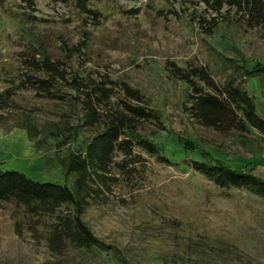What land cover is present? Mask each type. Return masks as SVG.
I'll return each instance as SVG.
<instances>
[{
  "label": "rangeland",
  "instance_id": "374dc122",
  "mask_svg": "<svg viewBox=\"0 0 264 264\" xmlns=\"http://www.w3.org/2000/svg\"><path fill=\"white\" fill-rule=\"evenodd\" d=\"M90 6L101 14L99 26L73 0H0V96L5 98L0 101V170L73 188L75 176L65 177L59 157L92 133L85 129L63 148L50 136L57 125L74 126L77 112L70 90L52 99L37 96L31 87L36 43L60 59L62 41L72 46L84 39L88 47L73 58L72 70L114 81L115 106H144L157 115L139 127L142 137L157 145L160 158L138 146L129 156L117 153L107 186L92 193L84 211L86 224L111 249L70 250L61 263L264 264V198L220 188L191 167L193 161L211 159L264 180V134L252 128L222 134L203 127L188 111L191 91L168 70L172 63L205 67L220 87L246 91L264 119L262 30L233 13L235 24H220L206 34L211 22L199 24V15L206 13L196 0H103ZM125 86L139 91L143 102L129 98ZM28 122L36 127V139L23 127ZM48 226H37L13 203L1 204L0 264L53 262Z\"/></svg>",
  "mask_w": 264,
  "mask_h": 264
},
{
  "label": "trees",
  "instance_id": "16d2710c",
  "mask_svg": "<svg viewBox=\"0 0 264 264\" xmlns=\"http://www.w3.org/2000/svg\"><path fill=\"white\" fill-rule=\"evenodd\" d=\"M92 1L103 0H73V3L96 27L100 25L102 17L99 11L90 6ZM196 1L204 5L206 13L199 15V24L204 26L211 22L210 27L205 29L206 34H212L220 24H235L238 20H234L233 13L264 33V0ZM207 14L211 16L210 19ZM34 47L36 49L29 67L34 72L29 75L31 87L37 96L52 99H59L66 90H70V101L77 112L74 126H65L63 129L57 125L50 131V136L63 148L77 141L85 129L92 130V133L79 148L71 149L65 156L59 157L65 177L75 176L73 188L66 184L37 182L15 170H0V205L13 203L23 208L37 226L48 224L45 238L55 260L43 264H62L61 258L70 250L111 249L86 224L84 211L92 193L107 186L106 178L117 153L129 156L138 146L160 158L157 145L143 138L139 127V122L157 118V115L144 106H115L111 101L116 94L114 81L107 76L87 78L72 70L73 58L80 57L88 47L84 39L72 46L62 41L63 57L60 59L53 58L46 48L40 49L39 43L34 44ZM168 70L191 91L188 111L200 125L222 134L247 132L250 128L264 134V119L258 115L255 102L246 91L233 85L220 87L202 66L183 69L172 63ZM201 83L212 92H205ZM123 90L132 100L143 102L139 91L128 86ZM2 100H5L4 96H0ZM29 123L23 127L31 138L36 139V127ZM64 131L69 134L65 135ZM36 143L38 145L39 141ZM161 159L169 162L165 157ZM191 167L220 188L245 189L264 198V180L258 176L234 170L211 159L208 163L193 161ZM44 218L52 221L46 224Z\"/></svg>",
  "mask_w": 264,
  "mask_h": 264
}]
</instances>
